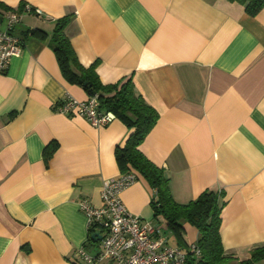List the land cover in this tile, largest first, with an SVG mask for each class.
I'll use <instances>...</instances> for the list:
<instances>
[{"label": "crops", "instance_id": "crops-1", "mask_svg": "<svg viewBox=\"0 0 264 264\" xmlns=\"http://www.w3.org/2000/svg\"><path fill=\"white\" fill-rule=\"evenodd\" d=\"M0 2L32 9L14 29L21 53L0 73V264H83L77 251L93 255L98 243H89L78 203L100 208L103 181L123 175L114 152L130 131L121 121L94 128L57 111L66 97L88 98L64 80L50 46L55 22L66 16L79 62L98 61L104 85L132 77L158 113L140 149L164 171L173 200L221 192L225 253L243 260L264 245V10L252 17L226 0ZM153 197L140 176L120 194L128 213L157 226ZM183 227L189 249L198 232Z\"/></svg>", "mask_w": 264, "mask_h": 264}, {"label": "trees", "instance_id": "trees-1", "mask_svg": "<svg viewBox=\"0 0 264 264\" xmlns=\"http://www.w3.org/2000/svg\"><path fill=\"white\" fill-rule=\"evenodd\" d=\"M237 3L244 8L249 16H256L264 10V0H226ZM26 6L20 4L17 9L7 7L0 2V14L26 12ZM32 10H30V13ZM70 16H66L54 24L50 37V46L56 56L60 72L66 82L78 85L87 93L88 98H98V111L111 113L121 121L130 131L123 146L115 149L116 163L121 173L134 172L143 178L154 192L150 203L153 220L159 230L170 232L176 246L187 248V264H255L264 259V245L254 248L247 259H238L225 253L220 230L222 227V210L225 203L222 193L205 190L186 204L176 203L171 195L169 179L164 171L154 165L141 151L140 147L146 136L156 125L159 115L148 105L135 90L132 77L124 78L114 84L104 85L98 78V61L88 67L83 66L66 35V28L70 23ZM30 36L46 40V34L41 30H31ZM61 104V103H60ZM57 144L53 143L46 149L45 161H48ZM188 223L198 232L196 246L199 257L188 249L185 242L183 224ZM95 227L88 229V241L95 233Z\"/></svg>", "mask_w": 264, "mask_h": 264}, {"label": "built area", "instance_id": "built-area-1", "mask_svg": "<svg viewBox=\"0 0 264 264\" xmlns=\"http://www.w3.org/2000/svg\"><path fill=\"white\" fill-rule=\"evenodd\" d=\"M25 10L30 12L32 9L26 7ZM34 13L41 14L39 10H34ZM19 21L20 14L16 12H7L4 16V28L0 29V73L5 71L12 57L21 53L22 42L14 35ZM98 103L96 96L85 101L66 97L57 111L66 115L76 114L92 127L102 128L115 117L109 112L100 113ZM137 179V174L131 171L103 181L100 208L93 207L85 200L78 203L87 218L88 229L95 227L101 237L93 255L85 247L77 251L83 264H187V254L179 247L168 246L158 227L127 212L120 194ZM190 251L199 257L200 252L195 244L190 246Z\"/></svg>", "mask_w": 264, "mask_h": 264}, {"label": "water", "instance_id": "water-1", "mask_svg": "<svg viewBox=\"0 0 264 264\" xmlns=\"http://www.w3.org/2000/svg\"><path fill=\"white\" fill-rule=\"evenodd\" d=\"M156 228H157V226H155ZM100 235H99V232H95V233H93L92 234V236H91V240L93 241V242H98V241H100Z\"/></svg>", "mask_w": 264, "mask_h": 264}]
</instances>
